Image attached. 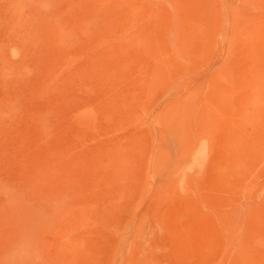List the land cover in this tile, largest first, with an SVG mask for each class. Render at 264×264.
Segmentation results:
<instances>
[{"label":"rangeland","instance_id":"rangeland-1","mask_svg":"<svg viewBox=\"0 0 264 264\" xmlns=\"http://www.w3.org/2000/svg\"><path fill=\"white\" fill-rule=\"evenodd\" d=\"M0 264H264V0H0Z\"/></svg>","mask_w":264,"mask_h":264}]
</instances>
